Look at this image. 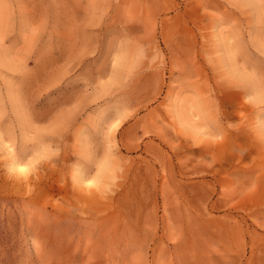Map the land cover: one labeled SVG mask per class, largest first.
Masks as SVG:
<instances>
[{"label":"rangeland","instance_id":"374dc122","mask_svg":"<svg viewBox=\"0 0 264 264\" xmlns=\"http://www.w3.org/2000/svg\"><path fill=\"white\" fill-rule=\"evenodd\" d=\"M0 264H264V0H0Z\"/></svg>","mask_w":264,"mask_h":264}]
</instances>
